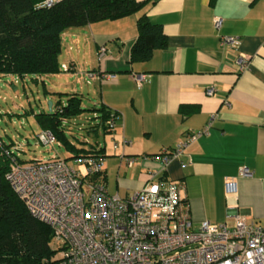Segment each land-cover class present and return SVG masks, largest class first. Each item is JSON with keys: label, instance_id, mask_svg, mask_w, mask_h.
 Here are the masks:
<instances>
[{"label": "crops", "instance_id": "0c3cea01", "mask_svg": "<svg viewBox=\"0 0 264 264\" xmlns=\"http://www.w3.org/2000/svg\"><path fill=\"white\" fill-rule=\"evenodd\" d=\"M143 11L161 23L167 43L149 58L131 61ZM224 34L237 40L222 41ZM100 44L107 51L98 58ZM61 52L67 69L31 77L61 78L58 91L67 95H81L85 79L97 93L93 105L119 113L104 132H111L116 145L96 142L109 191L131 194L149 170L160 167L151 153L201 128L214 112L209 131L173 157L165 173L182 181L193 226L204 218L232 225L237 213L264 225V0H148L137 11L64 29ZM240 52L249 55L244 68L237 61ZM103 71L114 76L103 78ZM140 72L145 75L138 83ZM208 86L213 93L206 92ZM126 155L136 157L129 164ZM227 178L234 188H226Z\"/></svg>", "mask_w": 264, "mask_h": 264}, {"label": "built area", "instance_id": "2783aa9c", "mask_svg": "<svg viewBox=\"0 0 264 264\" xmlns=\"http://www.w3.org/2000/svg\"><path fill=\"white\" fill-rule=\"evenodd\" d=\"M220 21L221 16H214L216 25ZM221 40L236 41L237 36L224 34ZM106 51L100 44L98 58ZM237 61L244 68L249 55L240 52ZM144 75L135 74L138 83ZM112 76L113 71L101 73L103 78ZM206 92L213 93L214 87L208 86ZM119 116L112 112L107 118L111 129ZM214 116L212 112L201 128L186 132L172 146L151 153L160 167L149 170L128 195L107 189L100 177L104 155L99 153L72 157L84 162L85 170L58 154L20 161L18 152L1 146L0 154L10 159L6 177L14 191L31 214L50 225L52 245L62 264H264L263 224L237 213L232 225L204 218L193 226L182 181L165 173L173 157L209 131ZM36 137L45 143L56 140L49 128H40ZM125 157L130 164L136 156ZM241 171L247 168L242 166ZM225 186L234 188V180L227 178Z\"/></svg>", "mask_w": 264, "mask_h": 264}, {"label": "trees", "instance_id": "16d2710c", "mask_svg": "<svg viewBox=\"0 0 264 264\" xmlns=\"http://www.w3.org/2000/svg\"><path fill=\"white\" fill-rule=\"evenodd\" d=\"M148 0H0V72L19 76L56 72L59 61L61 32L92 20L116 18L140 9ZM137 36L132 43L130 60L147 59L155 47L167 43V35L160 22L145 12L137 16ZM79 93L72 91L65 101L60 98L49 109L31 110L40 128H49L69 150L66 157L103 154L102 146L89 141L76 145L66 132V121L86 107ZM182 107V106H181ZM98 112L94 122L86 126L88 132L110 130L107 118L116 110L104 104L92 105ZM85 142L86 139H81ZM0 146L14 150L12 139L0 136ZM20 161H25L17 156ZM36 157H31L33 159ZM10 159L0 154V264H62L52 245L49 224L29 212L24 201L10 185L6 171ZM103 170V169H102ZM104 180L103 171L101 176Z\"/></svg>", "mask_w": 264, "mask_h": 264}, {"label": "rangeland", "instance_id": "374dc122", "mask_svg": "<svg viewBox=\"0 0 264 264\" xmlns=\"http://www.w3.org/2000/svg\"><path fill=\"white\" fill-rule=\"evenodd\" d=\"M61 56L62 52L60 59H62ZM16 75L11 72H0V136L7 142L12 139L14 150L25 161L31 157L48 158L57 154L63 157L67 156L69 150L57 138L52 143L37 140L36 134L40 126L33 111H31L40 110L42 107L49 109V99L53 101V106L59 97L63 101L66 100L67 94L58 91L64 85L61 78L58 79L54 75H42V77L38 75V78L34 79L31 76H36L35 74H26L23 78ZM42 80L47 83V88H50V91L44 89ZM74 80L76 81L75 78ZM82 83V104L86 108L74 118L66 121V132L69 138L76 145L88 144L89 141L106 143L107 145L113 144L116 139L111 132L105 134L99 129V132L94 134L87 131L86 126L89 122L98 119L96 112L91 108L97 93L90 90L91 85L85 79ZM83 138L87 141H81ZM66 159L69 164L85 170L84 162L79 163L71 156L66 157Z\"/></svg>", "mask_w": 264, "mask_h": 264}, {"label": "water", "instance_id": "95a60500", "mask_svg": "<svg viewBox=\"0 0 264 264\" xmlns=\"http://www.w3.org/2000/svg\"><path fill=\"white\" fill-rule=\"evenodd\" d=\"M49 104H50V108H51V104H52V100L51 99H49Z\"/></svg>", "mask_w": 264, "mask_h": 264}]
</instances>
